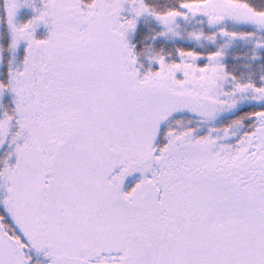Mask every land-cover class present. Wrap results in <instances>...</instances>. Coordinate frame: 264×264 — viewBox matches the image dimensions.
I'll return each instance as SVG.
<instances>
[{"label": "snow or ice", "instance_id": "1", "mask_svg": "<svg viewBox=\"0 0 264 264\" xmlns=\"http://www.w3.org/2000/svg\"><path fill=\"white\" fill-rule=\"evenodd\" d=\"M0 264H264V0H0Z\"/></svg>", "mask_w": 264, "mask_h": 264}]
</instances>
